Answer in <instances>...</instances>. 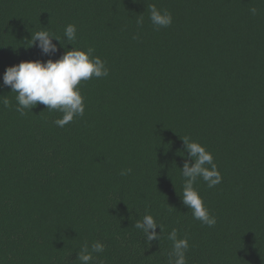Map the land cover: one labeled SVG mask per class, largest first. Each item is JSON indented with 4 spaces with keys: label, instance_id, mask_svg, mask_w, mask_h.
I'll list each match as a JSON object with an SVG mask.
<instances>
[{
    "label": "trees",
    "instance_id": "trees-1",
    "mask_svg": "<svg viewBox=\"0 0 264 264\" xmlns=\"http://www.w3.org/2000/svg\"><path fill=\"white\" fill-rule=\"evenodd\" d=\"M151 5L172 24L157 30ZM41 30L65 47H29ZM72 47L109 69L81 83L84 115L16 111L6 68ZM184 139L222 176L195 184L213 227L182 203ZM146 214L159 241L134 227ZM173 229L187 264H264V0H0V264H79L95 241L91 264H168Z\"/></svg>",
    "mask_w": 264,
    "mask_h": 264
},
{
    "label": "clouds",
    "instance_id": "clouds-1",
    "mask_svg": "<svg viewBox=\"0 0 264 264\" xmlns=\"http://www.w3.org/2000/svg\"><path fill=\"white\" fill-rule=\"evenodd\" d=\"M150 21L158 30L166 28L172 24V14L167 10H160L155 5L149 6ZM253 15L256 9L250 10ZM138 25L143 24V18L137 20ZM64 39L71 44L77 39V27L69 24L64 30ZM31 46H37L43 54L51 57L59 51L53 40L60 42L61 39L54 33L46 30L37 31L31 35ZM38 42V43H37ZM95 49L88 47L86 50L72 47L58 59H47L46 61H21L19 64L6 68L2 81L3 86L9 87L16 95V111L24 114L26 110L31 111L38 104H43L46 109L61 112L62 118L56 119L53 123L59 127H64L72 122L76 117H82L85 113L84 96L81 93L80 85L84 81L92 78L107 77L109 69L106 62L99 56L94 55ZM5 106L9 105L7 99L3 100ZM185 150L191 158V162L186 161L182 168L184 177L182 203L192 211L193 218L208 227L216 224V217L206 207L202 196L195 188L198 178H202L208 187H214L221 183L222 176L214 163L213 155L206 148L197 142H189L184 139ZM195 158V159H193ZM210 166L209 167H206ZM131 169L121 171V175H127ZM134 227L141 230L147 242L159 241L162 232L155 218L146 214L142 220L135 222ZM159 227L160 233L155 230ZM172 241V249L168 254V264H187L186 253L189 250L187 238H178L177 230L173 229L168 235ZM105 245L100 241H95L89 246L85 244L77 254L79 264H91L93 253H103Z\"/></svg>",
    "mask_w": 264,
    "mask_h": 264
}]
</instances>
